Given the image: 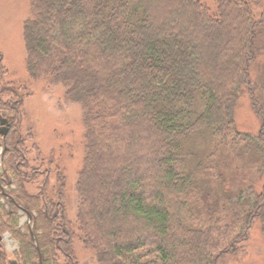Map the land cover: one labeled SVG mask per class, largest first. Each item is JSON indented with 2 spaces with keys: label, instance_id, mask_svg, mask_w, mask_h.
I'll return each instance as SVG.
<instances>
[{
  "label": "trees",
  "instance_id": "trees-1",
  "mask_svg": "<svg viewBox=\"0 0 264 264\" xmlns=\"http://www.w3.org/2000/svg\"><path fill=\"white\" fill-rule=\"evenodd\" d=\"M215 2L31 1L28 75L67 87L81 106L85 159L74 222L23 136L30 95L6 82L0 54V264H79L78 239L103 264H220L257 222L264 232V185L254 192L264 174V80L251 79L264 14L256 19L246 0ZM245 92L262 123L256 137L235 122ZM202 131L214 139L209 149L193 144ZM227 152L239 162L231 195L221 179ZM6 235L18 243L13 258Z\"/></svg>",
  "mask_w": 264,
  "mask_h": 264
},
{
  "label": "rangeland",
  "instance_id": "rangeland-1",
  "mask_svg": "<svg viewBox=\"0 0 264 264\" xmlns=\"http://www.w3.org/2000/svg\"><path fill=\"white\" fill-rule=\"evenodd\" d=\"M31 1L0 0V54L4 56V65L8 71L5 80L11 82L12 87L17 88L21 94L25 95L27 93L30 95L24 101L20 124L21 131L23 136L31 135L30 147L36 146L35 149L40 150L41 159L44 163L38 165L44 169L51 168L49 191L56 195H63L62 201L66 205L68 217L75 222L79 207L77 184L85 159L84 111L79 104L70 100L67 95V87L65 88V86L49 79L35 81L28 75L26 68L27 53L23 34L24 23L29 16ZM202 1L211 9L216 7L215 0ZM246 1L249 2L255 18L260 19L264 14V0ZM261 40L260 43L264 44V36ZM260 67L263 68V74L257 71ZM251 79L254 83H261L264 80V55L254 63L251 70ZM235 122L238 130L243 133L256 137L260 132L261 119L257 115L251 97L247 92L240 97L237 103ZM199 133L193 144H198L202 150L212 147L214 139L210 133L204 131ZM2 156L3 147L0 145V170L2 168ZM31 158H35L34 152L31 153ZM225 158L227 168L224 173L222 172L223 177L221 179L225 186L223 190L231 195L234 192L233 182L237 180V164L239 162L237 161V154ZM59 174L64 178V185L59 181ZM239 174L244 176L247 172L244 170ZM253 174L256 173L253 171ZM263 185L264 174L255 183L254 192H261ZM27 189L30 193H37V187L34 185L27 186ZM220 196L217 195L212 200H217L218 204H221ZM223 196L225 199V194ZM27 221V216L20 212V227H24ZM3 244L9 253V257L13 258V253L18 250V243L10 235H6ZM74 250L79 264H103L98 262L96 251L86 247L80 239L74 242ZM220 264H264L262 224L257 222L253 226L249 239L240 252L225 255Z\"/></svg>",
  "mask_w": 264,
  "mask_h": 264
},
{
  "label": "water",
  "instance_id": "water-1",
  "mask_svg": "<svg viewBox=\"0 0 264 264\" xmlns=\"http://www.w3.org/2000/svg\"><path fill=\"white\" fill-rule=\"evenodd\" d=\"M32 236H33V240L36 242V238H35V236H34V234H32ZM3 240V237L0 235V242ZM12 264H16V263H12Z\"/></svg>",
  "mask_w": 264,
  "mask_h": 264
},
{
  "label": "flooded vegetation",
  "instance_id": "flooded-vegetation-1",
  "mask_svg": "<svg viewBox=\"0 0 264 264\" xmlns=\"http://www.w3.org/2000/svg\"><path fill=\"white\" fill-rule=\"evenodd\" d=\"M3 136H4V132L2 130H0V138H3Z\"/></svg>",
  "mask_w": 264,
  "mask_h": 264
}]
</instances>
